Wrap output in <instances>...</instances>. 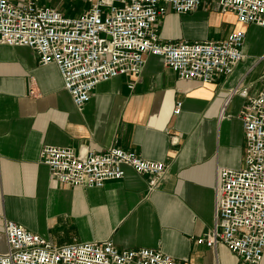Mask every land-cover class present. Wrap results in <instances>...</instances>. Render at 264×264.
Here are the masks:
<instances>
[{"label": "crops", "instance_id": "obj_1", "mask_svg": "<svg viewBox=\"0 0 264 264\" xmlns=\"http://www.w3.org/2000/svg\"><path fill=\"white\" fill-rule=\"evenodd\" d=\"M32 1L69 17L89 7L88 0ZM157 27L162 41L223 39L244 29L213 0L168 11ZM259 45L251 49L245 35L243 59L209 82L180 79L160 56L145 54L132 88L127 76L110 78L77 108L55 64H39L28 46L0 43V253L4 219H12L55 245L110 239L119 250L155 248L182 264H237L223 243L196 239L213 225L217 170L244 164L246 99L231 91L264 90V39ZM47 144L98 153L119 146L165 162L167 171L150 192L147 176L127 167L100 187L60 184L40 159Z\"/></svg>", "mask_w": 264, "mask_h": 264}, {"label": "built area", "instance_id": "obj_2", "mask_svg": "<svg viewBox=\"0 0 264 264\" xmlns=\"http://www.w3.org/2000/svg\"><path fill=\"white\" fill-rule=\"evenodd\" d=\"M76 17L29 0L14 4L0 0V43L28 46L39 64L53 63L77 108L91 97L99 82L117 76L134 86L145 54L162 58L180 79L209 82L229 75L243 59L245 31L235 29L223 39L162 41L157 22L168 11L187 13L202 0H88ZM235 14L241 24L264 28V0H213ZM246 102L240 110L244 158L239 169L217 170L212 227L196 239L214 247L223 243L237 264H258L264 255V90L249 95L233 89ZM180 110V102L174 114ZM40 159L60 184L100 187L120 179L125 168L147 176L152 191L164 180L167 164L141 157L131 149L109 146L103 152L75 151L44 145ZM7 248L0 264H182L162 250L149 247L117 249L110 239L55 245L12 219H4Z\"/></svg>", "mask_w": 264, "mask_h": 264}, {"label": "rangeland", "instance_id": "obj_3", "mask_svg": "<svg viewBox=\"0 0 264 264\" xmlns=\"http://www.w3.org/2000/svg\"><path fill=\"white\" fill-rule=\"evenodd\" d=\"M248 45L253 50L260 49V41L264 39V28L256 24H243ZM247 44V43H246Z\"/></svg>", "mask_w": 264, "mask_h": 264}]
</instances>
